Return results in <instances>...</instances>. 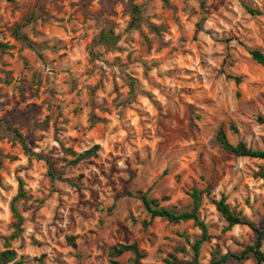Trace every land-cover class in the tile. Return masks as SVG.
<instances>
[{
  "label": "rangeland",
  "instance_id": "374dc122",
  "mask_svg": "<svg viewBox=\"0 0 264 264\" xmlns=\"http://www.w3.org/2000/svg\"><path fill=\"white\" fill-rule=\"evenodd\" d=\"M133 3L130 27L129 0H0V254H15L7 264H109L112 247L133 243L142 264L189 260L185 238L199 229L151 219L129 194L180 212L199 191L210 235L200 264L255 240L246 226L227 229L213 204L221 196L264 228V161L216 142L222 127L232 145L264 151V67L249 55L264 54V0ZM16 25L35 48L15 38ZM95 145L96 156L71 163Z\"/></svg>",
  "mask_w": 264,
  "mask_h": 264
},
{
  "label": "trees",
  "instance_id": "16d2710c",
  "mask_svg": "<svg viewBox=\"0 0 264 264\" xmlns=\"http://www.w3.org/2000/svg\"><path fill=\"white\" fill-rule=\"evenodd\" d=\"M7 1L11 3L14 2V0H7ZM163 1L166 2V0ZM133 2L134 0H129V10L131 14V22L129 24L130 27H134L136 25V22L138 21V13H139V8L136 5H134ZM244 8L251 16L262 15V13L259 10L252 9L248 6H244ZM29 19H33V14L29 16ZM21 28H22L21 25H16L13 28L15 38L21 41L22 43H25L28 47L35 48V45L31 44V42L27 40L26 36L20 33ZM100 41L105 47H109L110 38L108 36L103 35V37L100 38ZM7 50H8V46L0 42V52L2 53ZM249 55L251 56V59L253 61H255L258 65L264 67V54L260 50H250ZM227 78L230 79L232 78L236 84L240 83V78L232 77V76H227ZM259 121L262 120L259 119ZM17 136L20 139L22 147L26 150L27 148L24 144L23 139L21 138L20 135L17 134ZM216 142L226 154L233 155L236 157H247V158L264 161V151H256V150L248 149L242 142H239L236 145H232L231 143H229L226 137V133L222 127H220L217 132ZM99 149H100L99 146L95 145L91 149L77 156L73 161H71V163L76 164L79 161H82L89 157H94L97 155ZM65 153L72 154V152L69 150H65ZM0 156H1V152H0ZM37 157L39 158V156ZM46 163L48 165V175L51 177V179H55V176L52 173V167L50 161H46ZM260 177L264 180V174H260ZM129 196L136 197L142 203L143 207L145 208L146 212L149 214L151 219L161 218L171 223L192 222L194 226L199 229L200 236L192 243L188 240V238H185L186 242L189 244L191 249V258L185 261L178 259L173 254H170L169 257L164 260V264H200L199 262L200 248L204 242L210 239V235L208 234V229L206 224L200 219L199 216V209L202 201V194L199 191L193 189L192 193L190 194V197L192 199L190 210L180 211V212H176L171 209L161 207L156 200L150 199L147 193H139L137 196L129 194ZM21 197H24V193L22 191H20L19 195L15 198V200ZM213 204L215 206L216 211L227 222L228 225L227 229H231L234 226H246L255 234V240L251 245H247L241 252L237 254L227 253L220 258H215V255L213 254L212 257L214 259L210 264L225 263L230 258H233L238 261L253 259L255 261V264H264V251H263L264 228L260 229L256 227L252 222L246 220L239 213H236L234 210H232L226 203L225 196H221V198L218 201H214ZM11 211L16 219L15 225L18 230L22 224V218L19 215L18 211L16 210L15 205H12ZM180 251L185 252V249L181 248ZM125 254L130 255V258L127 263L119 260V258ZM109 256L111 258L109 264H142L141 260L143 258L136 243L129 245H122V244L116 245L112 247ZM14 257L15 254L13 251L10 250L4 251L0 254V264H7L9 262L14 261ZM13 264H20V263L17 262Z\"/></svg>",
  "mask_w": 264,
  "mask_h": 264
}]
</instances>
